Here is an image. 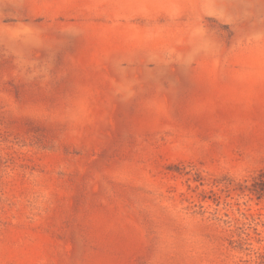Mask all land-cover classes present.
<instances>
[{
  "label": "rangeland",
  "instance_id": "374dc122",
  "mask_svg": "<svg viewBox=\"0 0 264 264\" xmlns=\"http://www.w3.org/2000/svg\"><path fill=\"white\" fill-rule=\"evenodd\" d=\"M0 264H264V0H0Z\"/></svg>",
  "mask_w": 264,
  "mask_h": 264
}]
</instances>
